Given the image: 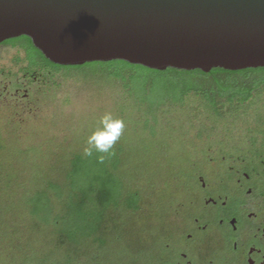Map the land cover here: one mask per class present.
Here are the masks:
<instances>
[{"label":"rangeland","instance_id":"rangeland-1","mask_svg":"<svg viewBox=\"0 0 264 264\" xmlns=\"http://www.w3.org/2000/svg\"><path fill=\"white\" fill-rule=\"evenodd\" d=\"M248 82L264 90V75L256 74L235 77L228 88L240 92ZM201 85L115 77L98 65L67 73L29 68L24 52L0 48V264H158L166 233L182 217L181 187L191 184L183 169L197 156H242L261 147L247 139L254 135L250 111L259 104L237 111L212 92L182 93ZM106 113L125 127L116 156L95 157L107 159L108 168L117 162L123 199L136 194L137 208H110L94 236L60 243L58 231L74 229L64 206L69 162L84 154ZM175 247L167 251L169 264Z\"/></svg>","mask_w":264,"mask_h":264},{"label":"water","instance_id":"water-1","mask_svg":"<svg viewBox=\"0 0 264 264\" xmlns=\"http://www.w3.org/2000/svg\"><path fill=\"white\" fill-rule=\"evenodd\" d=\"M20 36L60 66L264 68V0H0V43Z\"/></svg>","mask_w":264,"mask_h":264},{"label":"flooded vegetation","instance_id":"flooded-vegetation-1","mask_svg":"<svg viewBox=\"0 0 264 264\" xmlns=\"http://www.w3.org/2000/svg\"><path fill=\"white\" fill-rule=\"evenodd\" d=\"M8 46L24 52L0 43V48ZM244 86L240 92L216 89L212 95L235 104L237 111L259 104L250 111L254 135L247 139L261 147L242 156H197L183 169L192 176L189 189L181 187L187 204H181L182 217L171 235L166 233V255L158 264L168 263L171 245L176 249L170 264H264V90L249 82Z\"/></svg>","mask_w":264,"mask_h":264},{"label":"trees","instance_id":"trees-1","mask_svg":"<svg viewBox=\"0 0 264 264\" xmlns=\"http://www.w3.org/2000/svg\"><path fill=\"white\" fill-rule=\"evenodd\" d=\"M7 43L20 47L24 50L25 61L29 68H40L51 72H70L83 69L90 65H98L115 77L128 74L137 78L165 79L174 78L179 81L199 80L200 88H186L183 95L189 92L208 93L216 89L219 91L228 88V84L235 77L245 74L264 75V68L244 69L239 71H228L220 68L212 69L208 73L199 70L184 71L168 68L164 71L151 70L139 65L128 64L124 61L115 60L109 62H92L80 66H60L46 60L43 55L33 47L29 38L20 36L6 40ZM95 156H116L108 153H100L93 150L91 156L85 154H75L70 162L65 175L68 203L64 206L73 215L74 229L67 235L59 232L60 243L65 241L71 244H78L79 239H87L94 236L102 228L105 212L110 208L136 209L138 197L136 194H128L123 199V183L119 177L113 174L117 170V162L112 163L108 168V160L96 159ZM92 159L94 166H87V162ZM108 165V166H107ZM90 170H96L93 173ZM90 173V174H89ZM85 182V185L80 184ZM76 236H79L76 238ZM103 244V240H100Z\"/></svg>","mask_w":264,"mask_h":264},{"label":"clouds","instance_id":"clouds-1","mask_svg":"<svg viewBox=\"0 0 264 264\" xmlns=\"http://www.w3.org/2000/svg\"><path fill=\"white\" fill-rule=\"evenodd\" d=\"M124 122L115 119L110 113H106L100 119V127L88 137L89 147L85 148L84 154L91 156L93 150L100 153L114 155V145L120 139L124 131ZM101 161L103 157H100Z\"/></svg>","mask_w":264,"mask_h":264}]
</instances>
